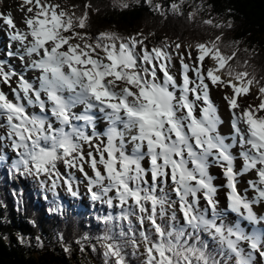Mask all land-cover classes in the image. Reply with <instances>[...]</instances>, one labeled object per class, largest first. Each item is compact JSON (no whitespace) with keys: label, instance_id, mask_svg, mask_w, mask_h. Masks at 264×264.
<instances>
[{"label":"snow or ice","instance_id":"obj_1","mask_svg":"<svg viewBox=\"0 0 264 264\" xmlns=\"http://www.w3.org/2000/svg\"><path fill=\"white\" fill-rule=\"evenodd\" d=\"M144 2L160 17L218 34L185 44L154 41L155 31L143 29L93 31L99 8L90 0H20L19 22L4 4L0 165L54 199L60 190L81 199L83 186L102 226L90 250L103 264H264V76L251 64L258 53L245 47L248 58L239 59L241 42L224 43L233 20L213 16L206 0ZM214 94L229 113L227 134Z\"/></svg>","mask_w":264,"mask_h":264},{"label":"trees","instance_id":"obj_2","mask_svg":"<svg viewBox=\"0 0 264 264\" xmlns=\"http://www.w3.org/2000/svg\"><path fill=\"white\" fill-rule=\"evenodd\" d=\"M64 2L83 6L89 0H64ZM90 2L94 7H100L99 12L93 11L90 16L91 25L95 30L113 28L131 33L143 29L145 32L155 31L158 36L182 34L185 37H195L199 41L218 34L216 30L200 23H190L185 17L170 14L163 20L148 14L145 10L150 8L144 0H129L127 9L113 7L112 0H90ZM156 2H162V0H154V3ZM186 2L191 3L193 0H186ZM194 2L199 3L200 0H194ZM206 2L213 4V16L219 15V17L233 20L234 27L229 33L241 42L239 45L241 51L238 53L241 61L248 58V53L242 51L243 48L248 47L250 50L255 48L258 53L256 56H261L260 62L263 63L262 69L256 63V71L258 76H264V0H206ZM229 8L232 9L231 14L227 12ZM188 10V8L185 9L186 12ZM10 229L12 226H9ZM4 233L12 236L11 231ZM4 238L3 234L0 235V264H73V260L67 259L61 250L47 254L43 251L30 252L18 246L12 238L6 237L7 241Z\"/></svg>","mask_w":264,"mask_h":264},{"label":"bare ground","instance_id":"obj_3","mask_svg":"<svg viewBox=\"0 0 264 264\" xmlns=\"http://www.w3.org/2000/svg\"><path fill=\"white\" fill-rule=\"evenodd\" d=\"M97 8H99V10H100V7H98V6H96ZM0 215H4V212H1L0 211ZM7 215V214H6ZM13 215V213L10 215V216H12ZM5 219V218H4ZM13 219L15 220L16 219V217H14L13 216ZM17 220V219H16ZM31 220H32V216L30 217V219H26L25 221L27 222V224L28 225H30V222H31ZM5 222H3L2 224H1V222H0V235L1 234H3L4 232H6V231H8L9 230V226H2L3 224H4ZM21 224V223H20ZM40 226H41V228L44 230V232L45 233H47V232H49L48 230H47V228H45V226L42 224V223H40L39 224Z\"/></svg>","mask_w":264,"mask_h":264},{"label":"rangeland","instance_id":"obj_4","mask_svg":"<svg viewBox=\"0 0 264 264\" xmlns=\"http://www.w3.org/2000/svg\"><path fill=\"white\" fill-rule=\"evenodd\" d=\"M260 58H261V56H255L253 59H252V61H253V65H254V67H256V63H258V65L261 67V69H262V65H263V63L262 62H260ZM258 61V62H257Z\"/></svg>","mask_w":264,"mask_h":264}]
</instances>
